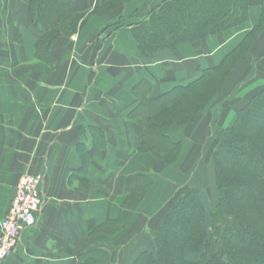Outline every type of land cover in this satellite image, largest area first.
<instances>
[{
    "label": "crops",
    "instance_id": "0c3cea01",
    "mask_svg": "<svg viewBox=\"0 0 264 264\" xmlns=\"http://www.w3.org/2000/svg\"><path fill=\"white\" fill-rule=\"evenodd\" d=\"M117 1L124 3L108 8ZM164 1L69 0L74 13H87L45 61L37 46L46 30L31 14L32 0H0V224L21 177H42L36 222L23 230L4 264H78L93 250L108 255L105 264H133L153 247L154 230L193 172H186L188 165L202 162L194 168L214 187L213 135L233 125L239 109L264 87V7L250 0L246 22L147 60L132 27ZM252 34L224 93L194 124L170 126L178 155L158 167V159L138 149L139 106L198 79ZM202 147L206 153L199 158ZM138 186L149 188L130 221L120 230L106 227Z\"/></svg>",
    "mask_w": 264,
    "mask_h": 264
},
{
    "label": "trees",
    "instance_id": "16d2710c",
    "mask_svg": "<svg viewBox=\"0 0 264 264\" xmlns=\"http://www.w3.org/2000/svg\"><path fill=\"white\" fill-rule=\"evenodd\" d=\"M122 3H110L108 8ZM249 7L250 0H166L133 25L132 35L140 56L149 60L158 50L202 41L246 22ZM86 13H74L69 0H32L31 14L46 30L37 46L38 56L48 61L53 44L75 33ZM252 36L221 64L203 70L198 79L139 106L134 119L140 152L151 153L160 168L175 160L180 143L172 140L170 126L194 124L212 99L224 93ZM209 156L220 174L219 204L212 209L199 189L188 187L154 230L153 247L139 253L133 264H264V87L239 109L233 125L214 133ZM147 187L138 186L118 219L106 227H124ZM107 260L104 251L93 250L80 255L78 264H105Z\"/></svg>",
    "mask_w": 264,
    "mask_h": 264
},
{
    "label": "built area",
    "instance_id": "2783aa9c",
    "mask_svg": "<svg viewBox=\"0 0 264 264\" xmlns=\"http://www.w3.org/2000/svg\"><path fill=\"white\" fill-rule=\"evenodd\" d=\"M42 177L32 173L24 174L16 188L11 205L0 224V264L19 245L23 230L36 222L42 207Z\"/></svg>",
    "mask_w": 264,
    "mask_h": 264
},
{
    "label": "rangeland",
    "instance_id": "374dc122",
    "mask_svg": "<svg viewBox=\"0 0 264 264\" xmlns=\"http://www.w3.org/2000/svg\"><path fill=\"white\" fill-rule=\"evenodd\" d=\"M216 131H218V129ZM205 148L206 147L200 148V151L202 153L200 152L199 158H201L203 156L204 152L206 153ZM213 160L214 161L209 162L211 164V165H209V168L212 169V167H213V169L210 171H212L214 173L213 174L214 177L212 178V181L214 182V187H213V185L210 184V181H209V183H206V179L204 177H202L201 174H199L200 169L196 170L194 168V165L198 166L202 162H200V163L193 162L191 165H188V167H192V169L186 170V172L188 174L190 171H193V172L190 173V176L188 175L189 176L188 182H187V178H188L187 176L183 179L184 186L182 188L183 192L181 195H184L185 190H187L188 187H191V185H193L192 187H196V188L198 187L197 189L201 190V192H202V194H203V196L207 202V205H209L212 209H215V207L219 204L217 188H218V185L220 183V174L217 171L215 159H213ZM189 182L191 185L189 184ZM179 195L180 194H177L176 197H180Z\"/></svg>",
    "mask_w": 264,
    "mask_h": 264
}]
</instances>
